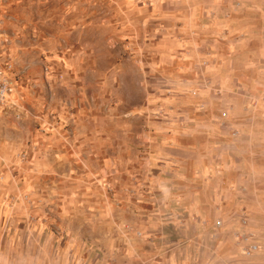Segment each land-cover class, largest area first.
Returning a JSON list of instances; mask_svg holds the SVG:
<instances>
[{
    "label": "rangeland",
    "instance_id": "obj_1",
    "mask_svg": "<svg viewBox=\"0 0 264 264\" xmlns=\"http://www.w3.org/2000/svg\"><path fill=\"white\" fill-rule=\"evenodd\" d=\"M2 38L0 264H264V0H0Z\"/></svg>",
    "mask_w": 264,
    "mask_h": 264
},
{
    "label": "built area",
    "instance_id": "obj_2",
    "mask_svg": "<svg viewBox=\"0 0 264 264\" xmlns=\"http://www.w3.org/2000/svg\"><path fill=\"white\" fill-rule=\"evenodd\" d=\"M6 39H0V105L14 102L12 96L15 91L13 79L9 76L12 71V63L10 57L6 53ZM257 248V244L253 243L246 247L247 255L252 254Z\"/></svg>",
    "mask_w": 264,
    "mask_h": 264
}]
</instances>
